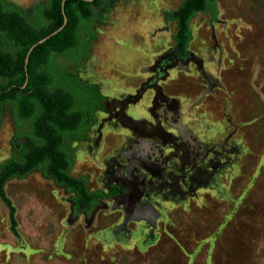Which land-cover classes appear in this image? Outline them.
I'll list each match as a JSON object with an SVG mask.
<instances>
[{
	"label": "rangeland",
	"instance_id": "374dc122",
	"mask_svg": "<svg viewBox=\"0 0 264 264\" xmlns=\"http://www.w3.org/2000/svg\"><path fill=\"white\" fill-rule=\"evenodd\" d=\"M182 1L107 0L89 59L65 64L108 98L71 173L125 193L86 219L38 172L8 182L18 236L0 201V264H264V0L197 14L185 61L164 17ZM12 134L5 106L0 162Z\"/></svg>",
	"mask_w": 264,
	"mask_h": 264
},
{
	"label": "trees",
	"instance_id": "16d2710c",
	"mask_svg": "<svg viewBox=\"0 0 264 264\" xmlns=\"http://www.w3.org/2000/svg\"><path fill=\"white\" fill-rule=\"evenodd\" d=\"M44 0L27 10L11 0H0V126L3 108L11 112L13 134L10 155L0 162V201L7 209L8 230L18 236L15 208L5 186L39 172L69 195L71 216L90 218L105 200L125 193L123 186L110 185L106 191L89 189V176L72 175L76 143L88 140L97 123V112L106 111L107 96L99 84L82 80L77 69L89 59L96 39L94 23L108 10L107 0ZM197 14L217 20L216 0H183L165 13L176 23L172 35L173 58H189L193 39L191 21Z\"/></svg>",
	"mask_w": 264,
	"mask_h": 264
},
{
	"label": "water",
	"instance_id": "95a60500",
	"mask_svg": "<svg viewBox=\"0 0 264 264\" xmlns=\"http://www.w3.org/2000/svg\"><path fill=\"white\" fill-rule=\"evenodd\" d=\"M83 1L91 2L92 0H83ZM64 3H65V0H62L61 8H62L63 24H62L57 30H55L54 32H52L49 36H47V37H45V38L39 40L35 45H33V46L29 49L28 54H27V57H26V60H25V63H26V64H27V62H28V56H29L30 52L32 51V49H33L36 45L43 43V42H44L46 39H48L50 36L55 35V34L58 33L60 30H62L63 26H64L65 23H66V17H65V13H64Z\"/></svg>",
	"mask_w": 264,
	"mask_h": 264
},
{
	"label": "flooded vegetation",
	"instance_id": "af4514ba",
	"mask_svg": "<svg viewBox=\"0 0 264 264\" xmlns=\"http://www.w3.org/2000/svg\"><path fill=\"white\" fill-rule=\"evenodd\" d=\"M174 22V21H173ZM176 24V23H175ZM191 26V25H190ZM192 30V29H191ZM192 42V41H191ZM190 42V43H191ZM160 98V97H159ZM74 170V169H73ZM39 173V172H38ZM40 174V173H39ZM41 175V174H40ZM42 176V175H41ZM44 178V177H43ZM46 179V178H45ZM111 185H116V184H111ZM110 186V185H109ZM119 186H121V185H119ZM58 188H60V187H58ZM61 189H63V188H61ZM64 190V189H63ZM64 192H65V190H64ZM122 196V195H121ZM120 197V196H119ZM70 212H71V210H70ZM79 214H82V213H79ZM84 216V215H83Z\"/></svg>",
	"mask_w": 264,
	"mask_h": 264
}]
</instances>
